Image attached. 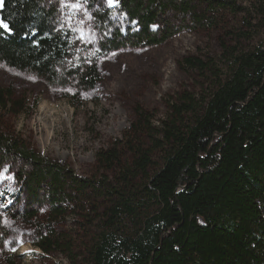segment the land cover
Here are the masks:
<instances>
[{
	"label": "trees",
	"instance_id": "trees-1",
	"mask_svg": "<svg viewBox=\"0 0 264 264\" xmlns=\"http://www.w3.org/2000/svg\"><path fill=\"white\" fill-rule=\"evenodd\" d=\"M261 1L254 9L256 26L264 31ZM206 3L211 18L198 15L196 21L211 28L220 14L244 11L236 0ZM118 4L115 15L120 29L117 24L108 26L107 43L91 64L66 71L73 34L56 27L54 12L43 0H2L0 20L10 31L0 27V63L32 73L49 86L66 87L73 78L81 88L93 90L100 80L99 58L127 47L160 46L173 36L170 29L160 31L169 7L166 0H118ZM110 14L99 15V22L107 21ZM126 18L135 26H126ZM234 34L239 40L244 37L241 32ZM229 55L226 67L185 60L203 85L196 97L184 93L180 105L172 107L170 119L162 123V141L156 142L164 150L160 168L154 169L153 153L143 146L131 144L129 159H120V148L125 146L119 142L101 155L104 163H120L116 186L71 179L82 190L102 192L108 201L101 217L104 222L107 218L110 231L98 233L89 264H264V42L251 51L233 50ZM22 110L14 91L0 86V115L17 116ZM1 125L0 119L2 160L17 158L33 199L40 200L39 193H44L43 200L54 214L64 213L70 199L64 166L8 137ZM139 180L146 184L154 211L144 216L133 236L124 237L111 228L120 222L121 213L133 220L136 215L129 199L121 200V206L120 184L131 189ZM43 243L51 248V241Z\"/></svg>",
	"mask_w": 264,
	"mask_h": 264
},
{
	"label": "rangeland",
	"instance_id": "rangeland-1",
	"mask_svg": "<svg viewBox=\"0 0 264 264\" xmlns=\"http://www.w3.org/2000/svg\"><path fill=\"white\" fill-rule=\"evenodd\" d=\"M63 2L68 0H43V5L54 12L57 28L73 34L65 70H82L107 43L108 26L117 24L120 29V19L115 15L119 4L80 0L83 7L73 15L72 10L62 8ZM256 2L262 1L236 0L244 11L220 14L211 28L196 21L198 15L211 18L206 0H176L174 4L166 0L169 7L160 20V31L170 29L173 36L160 46L127 47L99 58L100 80L90 91L73 78L66 87L49 86L32 73L0 63V86L13 90L24 108L17 116L0 115L1 130L25 148L62 164L68 172L66 191L70 196L62 208L65 212L54 214L50 203L43 200L44 193H39L40 200L30 195L19 160L0 157V264L90 263L98 233L110 231L105 226L107 218L104 222L101 217L108 201L102 192L90 187L82 190L72 180L92 185L107 181L116 186L122 172L120 163H104L101 155L119 142L125 146L120 148V159H129L131 144L143 146L153 153L154 169L160 168L164 150L158 149L156 142L162 141V123L170 119L172 107L180 105L184 93L196 97L203 85L185 60L200 59L226 67L230 51L238 54L259 47L264 31L256 26ZM110 12L113 14L107 21L100 23L98 16L106 17ZM124 22L131 27L136 24L127 18ZM235 32L244 37L239 40ZM145 186L142 180L131 189L120 184V204L129 199L136 218L121 213L120 222L111 231L131 237L144 216L154 211ZM31 214L34 217L29 219ZM45 239L52 242L51 248L44 245Z\"/></svg>",
	"mask_w": 264,
	"mask_h": 264
},
{
	"label": "snow or ice",
	"instance_id": "snow-or-ice-1",
	"mask_svg": "<svg viewBox=\"0 0 264 264\" xmlns=\"http://www.w3.org/2000/svg\"><path fill=\"white\" fill-rule=\"evenodd\" d=\"M109 6H113L114 4L118 3V0H107ZM83 7V5L80 3V0H75V2H71V0H68V2L62 3V8H67L69 10H72V14L74 15L75 12L80 11V9ZM91 18V17H89ZM83 21H81L82 23ZM0 27L4 28L6 31H10L9 26L7 23L0 20ZM74 31L76 29H73ZM81 39H84L83 35L81 36ZM4 171H7V168L4 169ZM10 179V177H9Z\"/></svg>",
	"mask_w": 264,
	"mask_h": 264
},
{
	"label": "bare ground",
	"instance_id": "bare-ground-1",
	"mask_svg": "<svg viewBox=\"0 0 264 264\" xmlns=\"http://www.w3.org/2000/svg\"><path fill=\"white\" fill-rule=\"evenodd\" d=\"M2 0H0V8H1Z\"/></svg>",
	"mask_w": 264,
	"mask_h": 264
},
{
	"label": "water",
	"instance_id": "water-1",
	"mask_svg": "<svg viewBox=\"0 0 264 264\" xmlns=\"http://www.w3.org/2000/svg\"><path fill=\"white\" fill-rule=\"evenodd\" d=\"M1 8H2V4H1Z\"/></svg>",
	"mask_w": 264,
	"mask_h": 264
}]
</instances>
